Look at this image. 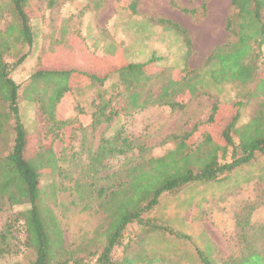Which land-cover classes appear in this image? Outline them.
<instances>
[{
    "label": "rangeland",
    "instance_id": "1",
    "mask_svg": "<svg viewBox=\"0 0 264 264\" xmlns=\"http://www.w3.org/2000/svg\"><path fill=\"white\" fill-rule=\"evenodd\" d=\"M49 1L38 0L28 9L33 39L31 47H28L18 44V37L13 35V31L18 29V21L12 0H0V43L5 45L2 44L4 47L0 50L8 64L26 54L25 60L9 75L20 86L17 103L20 121L28 135L26 154L29 156L40 148L41 151L50 148L57 159L55 171L61 172L60 175L56 172L52 175L49 169L43 170L40 207L42 211L50 210L55 217L63 250L72 258L81 260V264H93L92 257L104 246L100 234L107 223L84 185L89 182L86 179L89 156L102 137H111L121 130L133 147L147 148L152 157L163 156L173 148V143L165 141L167 137L190 133L196 126H199L200 133L208 130L216 141L219 140L220 129L233 115L235 91L230 85L213 84L208 69L202 65L214 47L231 40L225 21L232 8L230 0H137V14L130 15L126 9L135 0H52V7L48 5ZM182 9L195 10V14H185ZM161 20L172 21L187 31L190 45L185 43L182 34L170 30ZM9 27L13 28L7 35ZM56 42L62 44L61 49L65 53L75 54L83 50L91 54L92 73H97L95 58H107L116 48L125 54L127 63L143 64L153 59L155 64H150L147 75H143L153 76L148 85L154 98L164 87L167 76L175 71L195 70L198 92L192 99L189 95L182 98L186 102L182 110L151 106L125 117L119 111L126 101L119 96L123 86L116 88L117 75L113 73L114 68H110L112 63L106 62L111 70L107 72L109 78L105 83L72 89L64 93L56 104V119L67 122L68 126L59 131V138L51 143L47 134L48 124L39 105H50L49 100L54 98L66 77L51 74L31 76L39 70L46 55L59 49ZM159 68L164 72L153 75ZM261 75L264 76V66ZM107 100L112 102L107 113L118 111V114L112 122L93 130L90 127L92 114L101 102ZM214 104L219 105V111L215 121L207 125ZM251 110L243 111L240 124L249 121ZM0 118V156H5L11 151L15 137L14 118L8 114V104L1 98ZM196 137L194 134L190 142ZM131 153H136V150ZM118 168L116 160L110 161V171H101L96 185H101L102 178ZM78 186L82 188L79 196L73 190ZM85 203L93 209L83 211L81 206ZM245 205L253 207L250 221L264 226V157L235 169L227 179L188 186L177 195L161 198L159 205L146 217L162 221L185 238H174L160 232L143 240L140 239L141 231L130 227L125 233L123 248L128 250L126 254L135 264H147L151 260L154 264H202L199 256L204 255L211 264H224L228 256L241 250L236 219ZM28 208L27 205L5 206L0 213V232L8 221L15 225L9 240V248L14 255L0 259V264H29L34 259L33 251L24 246L26 234L19 215ZM116 253L115 258L120 260L122 248H118ZM67 257L62 256L60 261Z\"/></svg>",
    "mask_w": 264,
    "mask_h": 264
},
{
    "label": "trees",
    "instance_id": "2",
    "mask_svg": "<svg viewBox=\"0 0 264 264\" xmlns=\"http://www.w3.org/2000/svg\"><path fill=\"white\" fill-rule=\"evenodd\" d=\"M37 1L12 0L18 21V29L13 31V35L18 37V44L28 47L32 45L28 9ZM230 4L232 12L225 21V29L231 40L214 47L204 59L202 67L208 69V76L213 84L230 85L234 89L233 115L220 129L218 141L210 131L200 133L199 126H196L190 133L167 137L165 141L174 146L160 157L149 156L148 149L143 146L133 147L122 130L111 137L100 139L98 147L88 158L86 179L89 182L84 184L96 201V209L105 216L107 223L104 232L100 234L104 239V246L92 257L93 264H135L126 254L128 250L123 248V239L130 227L139 229L140 239L143 240L150 234L160 232L174 238H185L186 236L172 230L162 221L146 217L159 205L161 198L165 195H177L188 186L227 179L235 169L250 165L258 157H264V76L261 75L264 66V0H230ZM48 5L52 7V0ZM201 7L205 10L204 4ZM128 8L126 11L129 10L130 15H136L137 0ZM182 11L185 14H195V10ZM161 23L182 34L185 43L190 45L187 31L169 20H161ZM12 28L6 30L7 35ZM56 43L59 49L46 55L39 70L31 76L51 74L66 77L54 98L49 100L50 105H39L48 124L47 134L51 137V143L59 138V131L68 126L67 122L58 121L54 112L63 94L93 83L102 85L109 78L107 72L113 68V73L118 78L116 88L123 86L119 96H123L126 101L119 111L125 117L151 106L182 110L186 106L182 98L189 95L192 99L198 92L196 71L179 70L180 72L175 71L167 76L164 87L154 98L148 85L153 76L143 75L148 73L150 64H155L153 59L143 64L127 63L125 54L116 48L113 55L110 53L107 58H95L97 73H92L91 54L83 50H78L75 54L65 53L61 49L62 44ZM2 44L4 43H0V49L5 46L2 47ZM25 57L26 54L13 64H8L4 61V52L0 50V98L8 104V114L14 118L15 134L11 151L0 156V213L5 206H29L19 214L26 234L24 246L34 253V259L29 264H81V260L72 258L63 250L61 232L52 212L42 211L40 207V179L43 170L49 169L52 175L55 172L60 175L61 172L55 171L57 159L50 148H45L44 151L40 148L33 155L26 154L28 135L20 121L17 103L20 86L9 77L10 72ZM106 62L112 63L111 69L107 68ZM71 63L75 65H69ZM156 71L152 74L164 72L161 68ZM111 103V100L101 102L92 114L90 127L93 130L112 122L116 117L118 111L107 113ZM247 108L252 109L250 119L240 124L242 113ZM218 111L219 105L214 104L207 125L215 121ZM1 127L0 118V132ZM194 134L197 137L190 142L189 139ZM133 150L136 153H131ZM114 160L119 164L118 170L109 172L102 178V184L97 186L96 181H100L97 179L99 173L110 171V161ZM73 190L77 196L82 193L80 186ZM242 208L236 219L239 228L237 240L241 250L228 256L224 264H264V226L250 221L252 206L245 205ZM81 209L88 211L93 207L85 203ZM14 228L15 225L8 221L0 232V259L14 255L9 248ZM118 248L123 251L120 260L115 258ZM67 255L65 260L60 261L62 256ZM199 258L202 264H211L205 255ZM147 264L154 262L151 260Z\"/></svg>",
    "mask_w": 264,
    "mask_h": 264
}]
</instances>
